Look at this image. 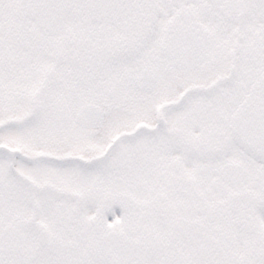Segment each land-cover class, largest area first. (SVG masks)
<instances>
[{
	"label": "snow or ice",
	"instance_id": "snow-or-ice-1",
	"mask_svg": "<svg viewBox=\"0 0 264 264\" xmlns=\"http://www.w3.org/2000/svg\"><path fill=\"white\" fill-rule=\"evenodd\" d=\"M0 264H264V0H0Z\"/></svg>",
	"mask_w": 264,
	"mask_h": 264
}]
</instances>
